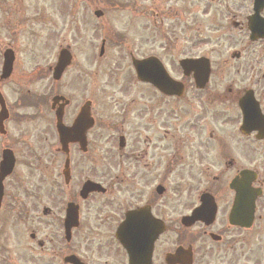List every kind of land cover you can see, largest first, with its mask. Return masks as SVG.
<instances>
[{"label": "flooded vegetation", "instance_id": "obj_1", "mask_svg": "<svg viewBox=\"0 0 264 264\" xmlns=\"http://www.w3.org/2000/svg\"><path fill=\"white\" fill-rule=\"evenodd\" d=\"M165 2L196 37L114 38L58 82L53 61L19 74L33 131L8 106L0 264H264V0ZM147 60L159 85L138 80Z\"/></svg>", "mask_w": 264, "mask_h": 264}, {"label": "rangeland", "instance_id": "obj_2", "mask_svg": "<svg viewBox=\"0 0 264 264\" xmlns=\"http://www.w3.org/2000/svg\"><path fill=\"white\" fill-rule=\"evenodd\" d=\"M165 1L111 0V3H107L108 0H0V11L5 9L7 12L5 16L0 14V49L12 46L18 53L13 76L6 81L4 89L9 106L19 109L14 106L18 97L19 74L31 70L36 64L42 67L52 61L56 63L61 48L70 46L76 64H82L92 73L96 70L93 60L103 39L109 45V41L117 36L124 39L143 37L149 39L154 49L160 47L159 38L196 37L191 27L193 17L189 15L190 11L183 15L182 23L174 16L166 18L165 12L169 11L171 4ZM10 8L14 9L13 19H8L9 13H12ZM98 9L104 12V16L99 19L94 15ZM142 11L143 14H140ZM114 51L119 49L115 50L111 44V57L116 54ZM14 108L12 119L17 115ZM18 111L21 115L10 127L33 131L30 119L19 122L21 117L30 118L32 110L23 107Z\"/></svg>", "mask_w": 264, "mask_h": 264}, {"label": "water", "instance_id": "obj_3", "mask_svg": "<svg viewBox=\"0 0 264 264\" xmlns=\"http://www.w3.org/2000/svg\"><path fill=\"white\" fill-rule=\"evenodd\" d=\"M5 58H6V61H5V66H4V78H7L11 74L14 58L11 52H8ZM71 60H72V57H71L70 52L68 50H62L60 53L59 59H58V64L55 68L54 77L56 80H59L61 78L66 67L70 65ZM183 67L185 69H190L191 67L190 62L189 61L183 62ZM139 73H140L139 76L142 80H145L147 78H150V79L159 78L154 73H151L150 75L146 74L145 72H143V69H140ZM0 103L2 104V107H3L2 112L0 114V123H3L4 120L8 118L9 115L6 109L5 102L1 98H0ZM60 133L63 134V131L60 130ZM13 165H14V159H13L12 154H10L8 151L4 152L3 162L1 164V175H0V201H1V196H2L1 182L12 171Z\"/></svg>", "mask_w": 264, "mask_h": 264}]
</instances>
